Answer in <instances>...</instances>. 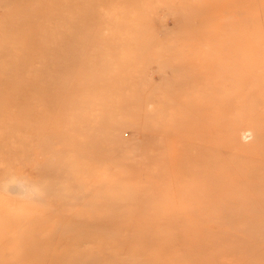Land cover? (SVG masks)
I'll return each instance as SVG.
<instances>
[{"label": "rangeland", "instance_id": "rangeland-1", "mask_svg": "<svg viewBox=\"0 0 264 264\" xmlns=\"http://www.w3.org/2000/svg\"><path fill=\"white\" fill-rule=\"evenodd\" d=\"M0 264H264V0H0Z\"/></svg>", "mask_w": 264, "mask_h": 264}, {"label": "bare ground", "instance_id": "bare-ground-1", "mask_svg": "<svg viewBox=\"0 0 264 264\" xmlns=\"http://www.w3.org/2000/svg\"><path fill=\"white\" fill-rule=\"evenodd\" d=\"M239 46H240V45H239ZM246 46H247V45H246ZM246 46H245L244 48H242V51L245 50ZM232 47L234 48L233 50H235V54H236V49H235L236 45H232ZM240 47H241V46H240ZM228 56H229V53H227V54L224 55V56L219 57L218 63L223 62V61H226V59L228 58ZM233 56H234V55H232L231 57H233ZM219 72H220V75H221V77H220V79H221V78L224 77V71H223V74H222V71H221L220 68H217V71L214 72V75H218ZM181 126H182V129H181L180 134H182V135H184V136H188V135H190L191 133H193V132H190V131L184 129L183 125H181Z\"/></svg>", "mask_w": 264, "mask_h": 264}]
</instances>
